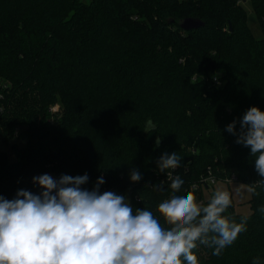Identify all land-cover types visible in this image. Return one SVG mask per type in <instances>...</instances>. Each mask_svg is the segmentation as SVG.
Returning <instances> with one entry per match:
<instances>
[{
    "label": "trees",
    "instance_id": "16d2710c",
    "mask_svg": "<svg viewBox=\"0 0 264 264\" xmlns=\"http://www.w3.org/2000/svg\"><path fill=\"white\" fill-rule=\"evenodd\" d=\"M250 1L262 38L237 0H0V142H27L15 161L0 148V261L264 264V0ZM210 171L250 183L253 212L207 199Z\"/></svg>",
    "mask_w": 264,
    "mask_h": 264
},
{
    "label": "rangeland",
    "instance_id": "374dc122",
    "mask_svg": "<svg viewBox=\"0 0 264 264\" xmlns=\"http://www.w3.org/2000/svg\"><path fill=\"white\" fill-rule=\"evenodd\" d=\"M251 3L252 2L250 0H246L244 1L243 4L247 16L249 17L248 23L251 30H253L252 33L254 34V36L256 38H262L263 29H261L259 20L257 18L258 16H256V13L253 11ZM59 109H60L59 103H56L50 107V110L55 113L58 112ZM51 119L53 120V118ZM14 140L18 141L19 148L27 146V142L25 140H20L15 138L11 141V143ZM11 143L5 144V142H0V148L8 153V157L10 161H15L16 151H14V149L12 148ZM234 173H236V171H234ZM209 185L210 186L207 189H205V196L207 199L212 198V196L218 192L224 202L229 203L230 205L233 206L235 212L244 215H248L251 212H253L250 205V199L253 198L252 186L250 185V183H247L245 181L243 182L242 180L229 182L228 180L225 179H217L216 183L213 184L210 183ZM75 204L78 205L77 203ZM78 206L79 209L82 210V207L80 205ZM83 216L85 217L86 213L83 214ZM86 218L89 219L88 216H86ZM5 219H7V217ZM11 250H12L11 257L13 259L23 261V253L17 245H13ZM162 258H163L162 256H158V254H156L144 260L142 264H162Z\"/></svg>",
    "mask_w": 264,
    "mask_h": 264
},
{
    "label": "water",
    "instance_id": "95a60500",
    "mask_svg": "<svg viewBox=\"0 0 264 264\" xmlns=\"http://www.w3.org/2000/svg\"><path fill=\"white\" fill-rule=\"evenodd\" d=\"M203 24L204 22L202 20L194 17H187L185 20L181 21V27L185 30L198 28ZM47 261V264H75V260H73L69 255H65L63 253L49 255Z\"/></svg>",
    "mask_w": 264,
    "mask_h": 264
},
{
    "label": "built area",
    "instance_id": "2783aa9c",
    "mask_svg": "<svg viewBox=\"0 0 264 264\" xmlns=\"http://www.w3.org/2000/svg\"><path fill=\"white\" fill-rule=\"evenodd\" d=\"M244 1H246V0H237L238 3H244ZM215 80L218 81L217 78H215ZM221 179H225V180H228L230 182V181L239 180V177L236 173H232V174H230V176L228 175V176L223 177ZM216 180H217V177H215V175H213L211 171L209 172L208 175L202 177V181L207 183V185L210 183H216ZM194 186H196V185H194ZM0 264H4V262L0 261Z\"/></svg>",
    "mask_w": 264,
    "mask_h": 264
}]
</instances>
